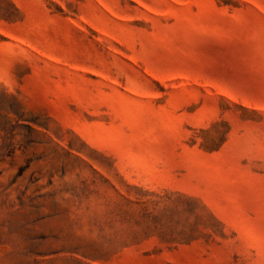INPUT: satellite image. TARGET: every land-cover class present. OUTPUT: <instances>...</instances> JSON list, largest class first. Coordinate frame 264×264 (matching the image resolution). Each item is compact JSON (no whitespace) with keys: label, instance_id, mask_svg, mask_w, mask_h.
Returning a JSON list of instances; mask_svg holds the SVG:
<instances>
[{"label":"rangeland","instance_id":"1","mask_svg":"<svg viewBox=\"0 0 264 264\" xmlns=\"http://www.w3.org/2000/svg\"><path fill=\"white\" fill-rule=\"evenodd\" d=\"M0 264H264V0H0Z\"/></svg>","mask_w":264,"mask_h":264}]
</instances>
